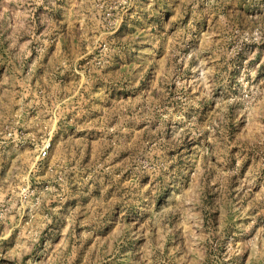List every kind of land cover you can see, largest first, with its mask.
I'll use <instances>...</instances> for the list:
<instances>
[{"label":"rangeland","instance_id":"374dc122","mask_svg":"<svg viewBox=\"0 0 264 264\" xmlns=\"http://www.w3.org/2000/svg\"><path fill=\"white\" fill-rule=\"evenodd\" d=\"M0 264H264V0H0Z\"/></svg>","mask_w":264,"mask_h":264}]
</instances>
